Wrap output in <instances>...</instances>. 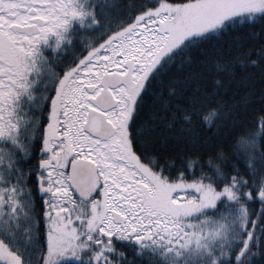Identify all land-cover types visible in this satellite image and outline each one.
<instances>
[{
  "label": "snow or ice",
  "instance_id": "obj_1",
  "mask_svg": "<svg viewBox=\"0 0 264 264\" xmlns=\"http://www.w3.org/2000/svg\"><path fill=\"white\" fill-rule=\"evenodd\" d=\"M255 70L264 0H0V264H264Z\"/></svg>",
  "mask_w": 264,
  "mask_h": 264
},
{
  "label": "trees",
  "instance_id": "obj_2",
  "mask_svg": "<svg viewBox=\"0 0 264 264\" xmlns=\"http://www.w3.org/2000/svg\"><path fill=\"white\" fill-rule=\"evenodd\" d=\"M242 73H237V80H240ZM253 81H249V85H251ZM260 88L261 85L259 83L258 78V70H255L254 76V87H252L251 93L248 95V103H238L237 107L234 109L236 115L234 119L237 123H241L247 127L252 125V122L255 121L260 115V109L264 107V101L260 98ZM248 92V88L245 87L244 83H235L233 87L229 90V96L225 97V99L232 103L233 98L239 100L240 97H243ZM221 125L224 123H231V120L221 121ZM223 130V129H221ZM258 207V205L256 206ZM258 264H260V260L258 258Z\"/></svg>",
  "mask_w": 264,
  "mask_h": 264
}]
</instances>
